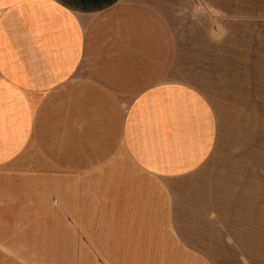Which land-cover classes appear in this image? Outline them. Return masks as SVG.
Masks as SVG:
<instances>
[{
	"label": "crops",
	"instance_id": "1",
	"mask_svg": "<svg viewBox=\"0 0 264 264\" xmlns=\"http://www.w3.org/2000/svg\"><path fill=\"white\" fill-rule=\"evenodd\" d=\"M144 1L0 0V150L44 146L64 175L85 176L77 215L90 214L82 201L91 189L95 214L108 216L90 240L103 263L264 264V239L230 236L256 224L261 192H231L222 171L214 196V98L192 81H151V72L175 69L176 38L155 25L180 23V10ZM223 68V99H254L240 69ZM70 88L76 99L62 90L55 97ZM216 213L222 237L214 246ZM169 214L195 218L172 229ZM187 230L195 236L174 235Z\"/></svg>",
	"mask_w": 264,
	"mask_h": 264
},
{
	"label": "rangeland",
	"instance_id": "2",
	"mask_svg": "<svg viewBox=\"0 0 264 264\" xmlns=\"http://www.w3.org/2000/svg\"><path fill=\"white\" fill-rule=\"evenodd\" d=\"M152 1L158 0H145V6L165 7L166 12L175 6L181 22L155 25L162 32L167 26L168 35L176 38L172 41L176 65L171 71L151 72V81H192L214 98L210 100L219 118V142L212 160L215 198L223 190L225 171L231 192H261L264 204V0H164L162 5ZM173 1L176 3L170 4ZM223 67L231 72L240 69L241 82L246 90L251 87L255 92L254 99H233L232 95L223 99ZM61 90L76 99L77 88L58 89L55 97L61 96ZM88 91L93 94L94 89ZM43 148L26 143L20 151L0 150V264H111L103 263V249L90 242L95 232H103L94 229L108 222V216L95 214L100 209L95 208L94 191L87 194L90 200L82 201L87 206L82 211L90 214L77 215L78 186L83 188L85 176L77 183V177L64 175L57 158L51 159ZM198 202L183 200L182 204L190 208ZM186 210L190 211H181ZM166 218L172 229H189V221L195 217L169 214ZM213 219L216 229L211 232V242L215 246L222 237L220 213ZM247 227L256 230L247 231ZM241 228L240 232L230 231L231 238L240 234L243 239H264V210L257 215L256 224L249 221ZM185 232L174 235L195 236Z\"/></svg>",
	"mask_w": 264,
	"mask_h": 264
}]
</instances>
